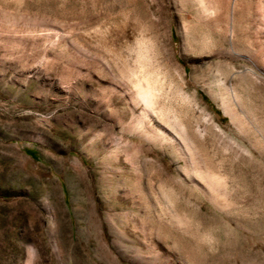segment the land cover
Masks as SVG:
<instances>
[{"label": "rangeland", "instance_id": "rangeland-1", "mask_svg": "<svg viewBox=\"0 0 264 264\" xmlns=\"http://www.w3.org/2000/svg\"><path fill=\"white\" fill-rule=\"evenodd\" d=\"M29 256L264 264V0H0V264Z\"/></svg>", "mask_w": 264, "mask_h": 264}, {"label": "bare ground", "instance_id": "bare-ground-1", "mask_svg": "<svg viewBox=\"0 0 264 264\" xmlns=\"http://www.w3.org/2000/svg\"><path fill=\"white\" fill-rule=\"evenodd\" d=\"M135 86H136V89H137V97H138V99L142 103H144L143 105H145L146 109L151 108L153 106V104L155 103L154 101L158 97V90H157V87L155 85V82H153V80H151V78L147 76L145 78L144 83H136ZM145 115L146 114L142 113V116L146 117ZM143 119L144 118L142 117V120ZM140 183H139V188H140V191L143 193L145 188L142 186V183L141 184ZM26 264H34L33 261L31 260L30 256L27 258Z\"/></svg>", "mask_w": 264, "mask_h": 264}]
</instances>
